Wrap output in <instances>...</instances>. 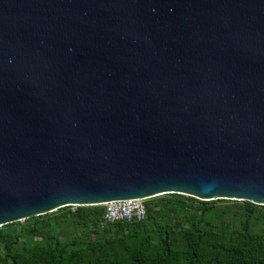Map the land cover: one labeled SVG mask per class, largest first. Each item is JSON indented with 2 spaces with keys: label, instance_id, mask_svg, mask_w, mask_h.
Returning <instances> with one entry per match:
<instances>
[{
  "label": "water",
  "instance_id": "1",
  "mask_svg": "<svg viewBox=\"0 0 264 264\" xmlns=\"http://www.w3.org/2000/svg\"><path fill=\"white\" fill-rule=\"evenodd\" d=\"M164 194L264 204V0H0V227Z\"/></svg>",
  "mask_w": 264,
  "mask_h": 264
},
{
  "label": "rangeland",
  "instance_id": "2",
  "mask_svg": "<svg viewBox=\"0 0 264 264\" xmlns=\"http://www.w3.org/2000/svg\"><path fill=\"white\" fill-rule=\"evenodd\" d=\"M149 217L142 226L82 224L70 208L65 218L60 209L22 219L0 227L2 235L16 240L8 264H52L51 255H34V248H46L60 242L63 264H150L167 237L172 257L167 264H185V231L200 218L203 234L197 264H254L241 235L242 223L251 210L248 230L255 238V256L264 260V204L245 200L211 199L204 201L186 194H164L150 200ZM92 207V206H88ZM208 210L202 215V209ZM144 256V263L132 256ZM6 257L0 241V263Z\"/></svg>",
  "mask_w": 264,
  "mask_h": 264
},
{
  "label": "trees",
  "instance_id": "3",
  "mask_svg": "<svg viewBox=\"0 0 264 264\" xmlns=\"http://www.w3.org/2000/svg\"><path fill=\"white\" fill-rule=\"evenodd\" d=\"M152 200V199H150ZM147 201V218L149 217V212L151 209V201ZM61 217L65 218L70 213V207H64L61 208ZM207 208L202 209V215L207 211ZM74 214L76 217H78L80 223L82 224H91V225H97L101 224L102 217L104 214V209L101 206H92V207H75ZM251 216V210L248 211L247 216L245 217V220L242 223V231L241 235L244 240V245L246 247V250L252 255L254 264H264V260H261L255 256L254 249H255V237L249 233L248 230V222ZM145 220V221H146ZM202 218H200L198 221L191 224V226L185 231V238H186V249H185V258L186 262L185 264H197L200 259V249H201V242L203 238V234L201 233L200 224H201ZM145 221L141 223L136 224H124V223H113L117 224L118 230L124 229L125 226H133L138 227L142 226ZM53 243L46 247V248H34L33 254L34 255H51L53 256V262L52 264H63V252L59 249L60 242L53 239L51 236H48ZM160 247L158 250V254L156 258L150 262V264H167L168 261L172 257V250L169 247V243L167 241V237H160ZM0 241L4 242V247L6 250V257L2 259V262L0 264H8L7 258H12L14 260L16 257H19L20 255H12V248L14 244L16 243V240L13 239V237H8L5 235H2L0 232ZM132 258L139 263H144L146 261V258L144 256H137V254H133Z\"/></svg>",
  "mask_w": 264,
  "mask_h": 264
},
{
  "label": "built area",
  "instance_id": "4",
  "mask_svg": "<svg viewBox=\"0 0 264 264\" xmlns=\"http://www.w3.org/2000/svg\"><path fill=\"white\" fill-rule=\"evenodd\" d=\"M150 199L152 198L128 201H113L99 205L104 209L101 224H136L145 221L147 218V201H149ZM67 207L75 209V207L78 206Z\"/></svg>",
  "mask_w": 264,
  "mask_h": 264
}]
</instances>
